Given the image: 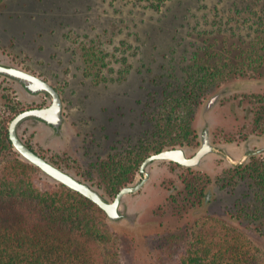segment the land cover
<instances>
[{"label": "rangeland", "instance_id": "obj_1", "mask_svg": "<svg viewBox=\"0 0 264 264\" xmlns=\"http://www.w3.org/2000/svg\"><path fill=\"white\" fill-rule=\"evenodd\" d=\"M262 5L264 9V0H0V63L21 68L55 86L64 109L60 134L28 120L18 127L19 137L48 162L111 201L98 185V177L94 182L84 178L91 153L105 156L116 142L135 139L147 128L142 119L144 105L150 95L160 91L152 81L166 76L168 59L180 58L185 47L190 52L211 47L206 61L214 65L230 64L226 59L234 64L257 63L221 83L202 101L193 122L196 142L182 148L193 155L200 146L201 131L207 128L214 147L223 148L225 139H236L239 133L241 139L248 137L241 150L246 146L258 151V135L249 134L253 118L243 119L246 106L239 103L247 95L264 96V63L258 60L264 55V41L257 40L264 26L253 17ZM246 49L251 51V59L246 58ZM122 74L124 80L114 81ZM217 93L216 103L206 108ZM49 104L47 96H30L17 83L0 76V118L7 107L23 110ZM77 133L92 141L86 144L89 155L81 152L82 137ZM254 155L258 157V152ZM204 158L190 173L214 180L230 168L220 153ZM29 166L37 188L59 186ZM174 169L161 161L149 165L147 184L122 199L120 211L125 219L106 221L109 230L121 238L116 243L120 264H177L187 246L185 241L200 231L204 217H218L238 227L230 217L234 202L239 197L243 201L254 198L249 179L239 182L235 193L213 184V202L195 215L198 208L182 206L185 192L179 180L192 178L184 168ZM139 180L140 175H136L130 185ZM168 191L176 203L167 199ZM165 238L170 241L161 243Z\"/></svg>", "mask_w": 264, "mask_h": 264}, {"label": "trees", "instance_id": "obj_2", "mask_svg": "<svg viewBox=\"0 0 264 264\" xmlns=\"http://www.w3.org/2000/svg\"><path fill=\"white\" fill-rule=\"evenodd\" d=\"M253 17L258 19V25L264 26L263 5ZM260 37L257 40L264 41V29ZM210 50L207 47L201 52H190L185 47L180 58L168 59L166 76L152 81L160 91L150 95L144 105L142 119L148 123L147 128L135 139L116 142L106 156L91 153L92 161L84 174L86 181L94 182L98 177L101 181L98 185L113 197L122 186L133 181L135 171L149 153L190 145L196 140L193 128L196 108L221 83L257 63L234 64L225 58L230 64L214 65L206 61ZM246 52V58L251 59V51ZM171 54L174 56L176 50ZM258 60L264 63V55ZM124 79L122 74L114 81ZM261 101L264 102L263 96ZM11 112L15 114L17 109ZM262 115L264 118V107ZM10 119L9 115L0 118V264H120L116 243L121 238L109 230L103 211L63 185L44 190L35 186L34 170L12 149L8 137ZM85 151L90 154L88 146ZM234 171L238 179L248 178L255 191L249 201L237 200L238 216L233 220L238 227L218 217H204L200 231L185 241L187 246L177 264H261L264 160L251 156L248 163L235 167ZM185 191L184 209L207 202L203 187L188 184ZM255 231L258 236L251 234ZM169 241L164 239L165 243Z\"/></svg>", "mask_w": 264, "mask_h": 264}, {"label": "water", "instance_id": "obj_3", "mask_svg": "<svg viewBox=\"0 0 264 264\" xmlns=\"http://www.w3.org/2000/svg\"><path fill=\"white\" fill-rule=\"evenodd\" d=\"M0 76L14 81L30 96L45 95L50 99V104L46 107L23 111L17 114L8 124V137L13 151L19 155V158L37 168L45 177L53 182L63 185L70 191L78 193L80 196L92 202L104 212L107 222L117 223L125 219V215L120 211L123 197L137 192L146 181V178L134 185L122 187L115 195L114 199L109 201L98 189L35 154L19 137L18 127L23 122L31 120L48 127L55 135L60 134L64 124V110L61 96L49 82L18 67L0 63ZM218 97V93L212 96L206 108L212 107L216 103ZM211 152L220 153L227 157L223 148L214 147L210 143L208 129L204 128L200 133V147L193 157L188 158L182 148L164 150L147 157L141 164L140 172H144V168L147 164L159 160L172 161L179 165L193 168L199 164L203 157ZM255 152L264 154L263 149ZM250 154H253L252 151Z\"/></svg>", "mask_w": 264, "mask_h": 264}, {"label": "flooded vegetation", "instance_id": "obj_4", "mask_svg": "<svg viewBox=\"0 0 264 264\" xmlns=\"http://www.w3.org/2000/svg\"><path fill=\"white\" fill-rule=\"evenodd\" d=\"M2 77V76H1ZM39 77V76H38ZM7 79V78H6ZM44 80V79H43ZM44 81H46V80H44ZM48 82V81H47ZM51 86L59 93V91L55 88V86H53L52 84H51ZM212 93V92H211ZM60 94V93H59ZM61 96V95H60ZM262 96L263 95H260V94H258V95H247V96H244L243 97V99H242V101L239 103L240 105H245L246 107H244L243 109H242V112H246L247 113V115L243 118L245 121L246 120H248V118L250 117V116H252V122H253V129H251L250 131H249V134L251 135V134H257L258 135V137H261V136H263L264 135V128L262 127V125H263V120H264V118H263V115H262V107H264V102H262L261 101V99H262ZM264 97V96H263ZM62 99V98H61ZM245 102V103H244ZM44 107H46V106H40V107H30V108H27V109H21L20 107V109H17V112L15 113V114H12V109H15V108H13V107H7V113H5V116L3 115L2 117H7L8 115L9 116H11V119H10V121L17 115V114H19V113H21V112H23V111H26V110H30V109H40V108H44ZM197 109H198V107L196 108V110H195V113H194V118H195V115H196V111H197ZM64 110V109H63ZM64 113V112H63ZM10 121L8 122V124L10 123ZM74 125V124H73ZM75 126V125H74ZM254 128H256L257 130H255ZM78 130V129H77ZM79 131V130H78ZM196 132V131H195ZM77 135H78V137H82V136H80V133H77ZM237 136H238V138H236V139H232V140H230V139H225L224 140V142L223 143H225V144H227V145H233L234 147H237V146H240L242 143H245L246 141H247V138L248 137H244L243 139H241L240 137H241V135L238 133L237 134ZM196 137H197V135H196ZM197 139V138H196ZM86 139H84L83 137L81 138V148H82V150L83 151H81L82 153H84V151H85V146H86ZM196 142V140L193 142V143H195ZM192 144V143H191ZM190 144V145H191ZM29 148H30V150L31 151H33L35 154H37V155H39V156H41L40 154H38L35 150H33V148H31L30 146H28ZM200 147V146H199ZM175 148H182L181 146H175V147H169V148H165V149H163V150H161V151H164V150H169V149H175ZM183 149V148H182ZM255 149H253V151H254ZM161 151H159V152H157V153H160ZM185 151V150H184ZM244 152V153H243ZM242 153H240L242 156H241V158L240 159H235L234 157H231V156H229L226 152V163L228 164V167H230V168H228V170H224V171H222L221 172V174L217 177V178H215L214 180H212L209 176H202V175H198V176H196V175H194V174H192V173H190L191 171V168L190 167H185V166H182V165H179V164H177V163H175V162H172V161H166V160H159V161H161V162H167L169 165H172L173 166V168H175L173 171H177L178 169H180V168H184L185 170H187V173H188V176H191V178L192 179H188V178H185V177H182V178H179V180H180V182H181V184H182V186H183V188H182V192H185V197H184V200L186 199V196H187V192L185 191V187H186V185H188V184H191V185H193V186H195V187H203L205 190H206V192H205V199L207 200V202H204V204L202 205V206H199V205H196V206H194V207H190V208H188L187 210H194L195 208H198V209H196V211L194 212V214L196 215V214H198V212L200 211V209H202V208H204L205 209V207H208V205H210L212 202H213V192H212V185L213 184H215V185H219L220 187L219 188H222V189H228L231 193H235L236 191V188H237V186L239 185V182H242V181H244L245 179H248V178H244V179H238L237 177H235L236 176V171H234V168L235 167H238L239 165H243V164H246V163H248L249 161H250V159H251V156H255L254 155V152H252L253 154L251 155L250 154V151H248V150H246L245 149V151H243ZM157 153H149L146 157H144V159L141 161V163L139 164V166H138V168H137V170L135 171V175H134V178H133V181L131 182V183H129V184H127V185H130V184H132L133 182H134V179H135V177H136V175H140V180L138 181V182H140V181H142L144 178H146V181L144 182V184L142 185V187L137 191V192H135V193H131V194H129V195H132V194H136V193H138L144 186H145V184H147V182L150 180V177H151V175L148 173V171H147V168H148V166L149 165H151V164H153L154 162H158V161H152L151 163H149V164H147L146 165V167L144 168V172L143 173H141L140 172V167H141V164H142V162L147 158V157H149V156H151V155H153V154H157ZM185 154H186V156L188 157V158H191V157H193L194 156V154L193 155H191V156H189V155H187V153H186V151H185ZM213 154H214V152H211V153H208L206 156H213ZM243 155H244V157H243ZM106 156V155H105ZM205 156V157H206ZM233 156V155H232ZM240 156V155H239ZM42 157V156H41ZM256 157V156H255ZM42 158H44V157H42ZM263 159L264 160V155L263 154H261V153H259L258 154V157H256V159ZM45 159V158H44ZM205 158L203 157L202 159H201V161L199 162V164L196 166V167H198V166H200L201 164H202V162H203V160H204ZM220 163V162H219ZM222 163V162H221ZM168 171H169V169H168ZM146 174H147V177H146ZM163 178H166V174L163 176ZM86 179V178H85ZM207 179H209V183H207L206 181H207ZM228 179H230L229 181H231V179H234V181H231V182H227V180ZM87 180V179H86ZM223 184H226V186H224ZM127 185H124V186H127ZM124 186H122V187H124ZM121 187V188H122ZM120 188V189H121ZM119 189V190H120ZM118 190V191H119ZM118 191H117V193H118ZM169 192V194H168V197H167V199L169 200V199H171V202H173V203H176V200H175V198H173L172 197V195L170 194V191H168ZM181 192V193H182ZM116 193V194H117ZM180 193V194H181ZM115 194V195H116ZM115 195L112 197V200L114 199V197H115ZM165 199V198H164ZM239 199H241V197H239L238 199H236V201L234 202V204H233V209H234V214H231L230 215V217L232 218V219H234L236 216H238V214L236 213V208H235V205H236V203H237V200H239ZM242 201H243V199H242ZM184 205V202H183V204H182V206ZM183 208H184V206H183ZM235 220V219H234ZM239 221H241V219H239ZM242 223V222H241ZM164 240V239H163ZM161 241V243H163L164 241ZM160 246V245H159Z\"/></svg>", "mask_w": 264, "mask_h": 264}, {"label": "crops", "instance_id": "obj_5", "mask_svg": "<svg viewBox=\"0 0 264 264\" xmlns=\"http://www.w3.org/2000/svg\"><path fill=\"white\" fill-rule=\"evenodd\" d=\"M242 145L240 146H237V147H234L233 145H225L223 147V150L231 157H234L235 159H240L241 158V154L243 152V150H241L242 148ZM244 148V147H243ZM254 147H251V148H245L246 150H253ZM263 149L264 150V135L261 136V137H258V150H261ZM244 153V152H243ZM233 155V156H232ZM240 155V156H239ZM244 157V155H243Z\"/></svg>", "mask_w": 264, "mask_h": 264}]
</instances>
